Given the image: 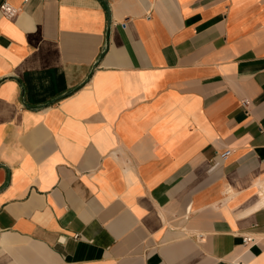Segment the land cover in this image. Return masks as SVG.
Segmentation results:
<instances>
[{
  "label": "crops",
  "instance_id": "obj_1",
  "mask_svg": "<svg viewBox=\"0 0 264 264\" xmlns=\"http://www.w3.org/2000/svg\"><path fill=\"white\" fill-rule=\"evenodd\" d=\"M4 2L0 264H264V0Z\"/></svg>",
  "mask_w": 264,
  "mask_h": 264
},
{
  "label": "built area",
  "instance_id": "obj_2",
  "mask_svg": "<svg viewBox=\"0 0 264 264\" xmlns=\"http://www.w3.org/2000/svg\"><path fill=\"white\" fill-rule=\"evenodd\" d=\"M17 12H18L17 9H15L14 7H12L6 2L0 5V13L2 14V16H4L7 19H13L14 17H16ZM243 106L247 107V102H243ZM229 154H230V151L225 150L222 153H220L219 156L222 159H225L228 157ZM242 242L245 247H250L255 243V239L252 237H243ZM231 264H244V263L241 262L240 260H237Z\"/></svg>",
  "mask_w": 264,
  "mask_h": 264
}]
</instances>
